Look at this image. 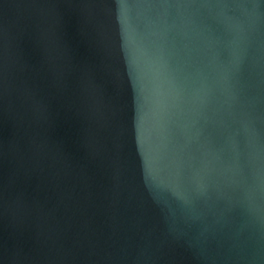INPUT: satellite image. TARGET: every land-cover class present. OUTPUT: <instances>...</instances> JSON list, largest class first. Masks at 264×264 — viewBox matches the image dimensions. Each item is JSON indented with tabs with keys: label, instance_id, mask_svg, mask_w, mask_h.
Returning a JSON list of instances; mask_svg holds the SVG:
<instances>
[{
	"label": "water",
	"instance_id": "water-1",
	"mask_svg": "<svg viewBox=\"0 0 264 264\" xmlns=\"http://www.w3.org/2000/svg\"><path fill=\"white\" fill-rule=\"evenodd\" d=\"M0 264H264V0H0Z\"/></svg>",
	"mask_w": 264,
	"mask_h": 264
}]
</instances>
